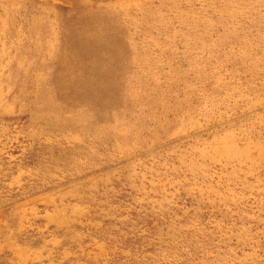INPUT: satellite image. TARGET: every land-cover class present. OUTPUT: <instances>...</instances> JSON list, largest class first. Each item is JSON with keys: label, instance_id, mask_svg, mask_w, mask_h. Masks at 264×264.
<instances>
[{"label": "rangeland", "instance_id": "374dc122", "mask_svg": "<svg viewBox=\"0 0 264 264\" xmlns=\"http://www.w3.org/2000/svg\"><path fill=\"white\" fill-rule=\"evenodd\" d=\"M0 264H264V0H0Z\"/></svg>", "mask_w": 264, "mask_h": 264}]
</instances>
